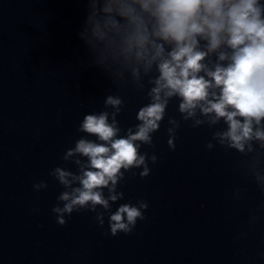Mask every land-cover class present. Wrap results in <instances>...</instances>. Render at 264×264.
<instances>
[{
	"label": "water",
	"instance_id": "95a60500",
	"mask_svg": "<svg viewBox=\"0 0 264 264\" xmlns=\"http://www.w3.org/2000/svg\"><path fill=\"white\" fill-rule=\"evenodd\" d=\"M85 16L84 0H0V264H264V195L241 173L238 153L207 150L210 130L190 122L172 151L166 118L147 149L158 157L151 174L120 188L118 203H148L133 233L105 235L107 216L101 229L90 212L56 223L51 208L63 189L48 173L58 165L75 171L61 157L81 135L79 122L118 91L87 66L77 38ZM121 95L118 119L127 128L147 100L131 87ZM176 106L168 115L179 119ZM41 180L48 188L34 191ZM250 215L258 217L253 227Z\"/></svg>",
	"mask_w": 264,
	"mask_h": 264
},
{
	"label": "clouds",
	"instance_id": "9594fccd",
	"mask_svg": "<svg viewBox=\"0 0 264 264\" xmlns=\"http://www.w3.org/2000/svg\"><path fill=\"white\" fill-rule=\"evenodd\" d=\"M84 2L77 38L87 50V66L99 69L118 91L79 122L81 135L61 157L75 171L58 165L48 173L63 189L51 208L56 223L63 227L73 213L90 212L101 229L107 216L105 235L133 233L146 219L148 203H118L125 199L120 188L131 177L151 174L149 164L158 157L147 149H154L166 118L170 150L183 124L206 126V149L238 153L241 173L264 195V0ZM129 87L147 103L138 108L137 122L124 128L118 119L126 107L121 92ZM173 101L179 119L168 115ZM47 188L44 180L33 184L36 192ZM233 197L242 199L239 188ZM257 221L250 215L248 226ZM258 258L264 260V252Z\"/></svg>",
	"mask_w": 264,
	"mask_h": 264
}]
</instances>
